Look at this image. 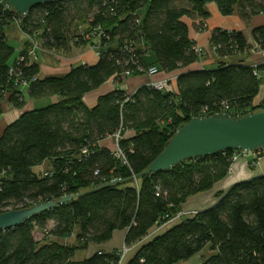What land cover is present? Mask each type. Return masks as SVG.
I'll list each match as a JSON object with an SVG mask.
<instances>
[{
  "label": "trees",
  "instance_id": "1",
  "mask_svg": "<svg viewBox=\"0 0 264 264\" xmlns=\"http://www.w3.org/2000/svg\"><path fill=\"white\" fill-rule=\"evenodd\" d=\"M209 4L225 16L238 9L246 23L264 13V0H51L20 18L0 0V116L8 104L23 110L0 134V213L79 193L0 230V264H119L118 250L80 260L75 255L123 229L126 245L151 236L126 264H176L196 254L201 264H264V175L219 191L215 205L156 231L190 197L225 179L237 153L225 150L145 174L176 131L194 117L264 111V103L254 104L264 61L185 71L200 59L190 21L204 29ZM14 24L53 52L98 43L99 60L42 77L38 60L27 54V37L15 55L9 41ZM253 36L264 51V26ZM210 46L223 58L250 47L242 32L222 29L213 31ZM19 56L24 61L17 63ZM138 65L176 73V89L142 85L128 94L120 85L143 75ZM110 80L118 87L89 106L85 95ZM27 96L56 100L26 109ZM119 132L126 163L100 145ZM46 161L48 169L40 170ZM115 179L121 181L105 186Z\"/></svg>",
  "mask_w": 264,
  "mask_h": 264
},
{
  "label": "crops",
  "instance_id": "2",
  "mask_svg": "<svg viewBox=\"0 0 264 264\" xmlns=\"http://www.w3.org/2000/svg\"><path fill=\"white\" fill-rule=\"evenodd\" d=\"M208 11L210 13L209 17L205 19V28L197 29L196 24L190 21V37L193 39L197 45L203 46L205 48V54L200 56V59L188 66L185 71L188 70H200V69H212L216 68L221 62L228 63H243L248 65H257L264 61V51L256 49V42L253 36V30L257 27L264 26V13L257 14L252 17L249 23L243 21L239 15L238 9L234 11L232 15L225 16L223 15L216 4H209ZM215 29L222 30H237L243 33L247 44L250 46L249 49H246L244 52L238 53L230 57H219L210 46V39L212 33ZM14 33L9 32V40L15 36ZM19 40L20 43L16 48L19 54V51L23 49L25 45L26 37L20 36L19 38L15 37V40ZM50 52V53H49ZM43 55L42 61L40 56ZM99 60V55L92 45L85 46H72L68 50H59L57 52L53 51H41L39 52L38 63L40 64V76H50V75H62L70 70V68L77 64H95ZM176 73H165L159 72L154 75H136L126 77L123 83L120 85L128 94H133L140 86L148 85L152 81L160 80H169L170 89H176L175 81ZM171 78V79H170ZM118 85L115 84L112 80L108 81L98 89L89 92L85 95L84 101L89 105L93 106L98 97L101 94L106 93L114 88H117ZM26 91V89H24ZM49 102L52 103L56 98L50 97ZM47 100V101H48ZM46 101V100H43ZM26 109H32L37 106L35 99H31L28 96L26 97ZM264 103V83L260 86L258 95L254 99V104ZM23 113L22 109H16L10 106H6L4 113L0 116V134L3 132L4 128L18 118ZM133 133L126 132L125 136H129ZM101 146L109 147L110 149L115 148V139L114 136H110L100 142ZM261 150V151H260ZM262 153L263 155H260ZM237 160L233 163L231 172L227 177L220 182H218L211 190L199 193L190 197L193 198L192 204L188 207H185L183 204L182 209L184 211H201L207 209L216 204L218 198L217 193L219 191H228L234 185L239 182L252 179L264 175V149H259L257 151L251 152L250 154H245L243 152L236 153ZM40 170L48 169V162H44ZM40 233V232H39ZM127 230H116L113 233L112 238L101 244H90L87 248L86 257L91 256L95 252H112L114 250L122 249V246L125 244V236ZM150 237L144 238L139 242L141 246L143 243L147 242ZM139 246V247H140ZM208 251V248L204 250V253ZM134 254V253H133ZM131 254L125 261L124 264L133 256ZM199 264L202 263L201 254L199 255ZM181 262V261H180ZM179 263V262H178Z\"/></svg>",
  "mask_w": 264,
  "mask_h": 264
},
{
  "label": "water",
  "instance_id": "3",
  "mask_svg": "<svg viewBox=\"0 0 264 264\" xmlns=\"http://www.w3.org/2000/svg\"><path fill=\"white\" fill-rule=\"evenodd\" d=\"M4 6L13 7L22 18L34 6L51 0H2ZM264 148V111L243 116H232L225 112L192 118L182 125L166 144L164 151L144 172L149 174L171 169L186 159L206 157L225 150L250 154ZM108 182L105 186L117 183ZM78 194L64 195L58 200L37 203L23 209L0 213V230L13 228L34 215L52 209L77 197Z\"/></svg>",
  "mask_w": 264,
  "mask_h": 264
},
{
  "label": "built area",
  "instance_id": "4",
  "mask_svg": "<svg viewBox=\"0 0 264 264\" xmlns=\"http://www.w3.org/2000/svg\"><path fill=\"white\" fill-rule=\"evenodd\" d=\"M30 42L32 43L31 46L28 47V50H27V54L29 56V58L31 59H37V47H36V44L33 43V39L31 36H26ZM96 49H97V55H99L100 53V45H98V43L96 45H93ZM195 49H196V52L201 56L204 54V51H205V48H203L202 46H195ZM24 61V57L22 56H19L18 60H17V63H20ZM137 70L139 71V73H143L144 75H154V74H157L159 73L160 71L155 67V66H150L148 68H145L141 65H138L137 67ZM130 72L129 71H126L125 73L122 74V76H127L129 75ZM148 85H152L158 89H166V90H169L170 89V86H169V80L168 79H165V80H160V81H152V82H149ZM115 137V148L113 149V152H114V155L117 156L120 160H122L124 163H126V157H125V154L123 153L122 149L119 147V140L123 137L122 135H120V132L119 133H116L114 135ZM261 151V150H260ZM84 153H87V150H83ZM237 159V156L235 154V156L233 157V161L235 162V160ZM196 211H180L179 213H177L174 217L170 218L169 220H167L166 222H164L163 224H167L171 221H176L178 219H181L182 217L188 215V214H191V213H194ZM162 225V224H161ZM157 228L159 229V226L156 227V231H159L157 230ZM124 248V247H123ZM123 248L118 250L119 254H120V258L122 260V258L124 257V253H123ZM121 263V261H120ZM119 263V264H120Z\"/></svg>",
  "mask_w": 264,
  "mask_h": 264
},
{
  "label": "rangeland",
  "instance_id": "5",
  "mask_svg": "<svg viewBox=\"0 0 264 264\" xmlns=\"http://www.w3.org/2000/svg\"><path fill=\"white\" fill-rule=\"evenodd\" d=\"M81 24V23H80ZM83 24V23H82ZM11 30V32L12 33H14L13 34V36H15L16 38H19L20 36H24V38L27 36L22 30H21V28L19 27V25L18 24H14L13 26H12V28L10 29ZM10 32V31H9ZM15 37H13V38H11L9 41H10V43L14 46V47H18L17 45L20 43V41L19 40H15ZM33 43L34 44H36V49H37V60L39 59V52H41V51H45V50H47V49H44V48H42V46H41V44H40V41L38 40V39H33ZM88 45H91V44H88ZM92 47H93V49H95L96 51H97V49L92 45ZM203 47V46H202ZM49 51V50H48ZM50 53V52H49ZM16 54H18V51H17V49H16V51H15V55ZM42 57H43V55H41L40 56V59H41V61L43 60L42 59ZM171 79V78H170ZM49 97H47V98H41V99H35V102H37V106L36 107H42V106H46V105H49L50 104V102H49ZM43 100H46V101H43ZM48 100V101H47ZM114 139H115V137H114ZM116 141V140H115ZM237 160V159H236ZM235 160V161H236ZM232 170H230L229 172H231ZM192 202H194L193 201V198L192 199H190V201L189 202H187L184 206L185 207H188L190 204H192ZM186 216H184V217H182L181 219H178L176 222H179V221H182V219H184ZM175 222V223H176ZM174 223V221H171V222H169V223H167V224H162V225H160L159 226V229L157 228V230H162V229H164V228H166L167 226H169V225H171V224H173ZM35 235H36V238L37 239H41V238H43V236H44V234H41V233H39V232H35ZM72 242H73V239L71 240ZM140 245H139V242H136V243H133V244H131V245H126V244H124L123 246H122V248H123V253H124V257L122 258V260H121V258H120V261H121V263L120 264H124V261L131 255V254H133L137 249H138V247H139ZM86 255H87V249H81V250H78L77 252H76V255H75V259H77V260H80V259H84V258H86ZM199 255L200 254H196L195 256H193V257H191V258H189V259H187V260H182L181 262H179V263H176V264H199Z\"/></svg>",
  "mask_w": 264,
  "mask_h": 264
},
{
  "label": "bare ground",
  "instance_id": "6",
  "mask_svg": "<svg viewBox=\"0 0 264 264\" xmlns=\"http://www.w3.org/2000/svg\"><path fill=\"white\" fill-rule=\"evenodd\" d=\"M262 149V148H261Z\"/></svg>",
  "mask_w": 264,
  "mask_h": 264
}]
</instances>
